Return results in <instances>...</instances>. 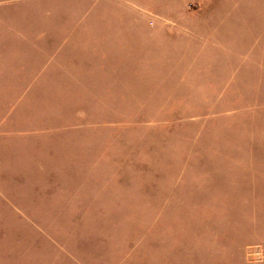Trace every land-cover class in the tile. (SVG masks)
I'll use <instances>...</instances> for the list:
<instances>
[{"label":"rangeland","instance_id":"1","mask_svg":"<svg viewBox=\"0 0 264 264\" xmlns=\"http://www.w3.org/2000/svg\"><path fill=\"white\" fill-rule=\"evenodd\" d=\"M0 264H264V0H0Z\"/></svg>","mask_w":264,"mask_h":264}]
</instances>
